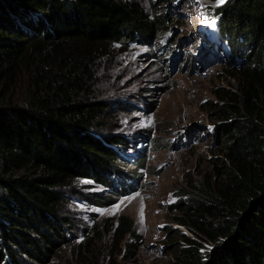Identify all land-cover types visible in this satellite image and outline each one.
I'll return each mask as SVG.
<instances>
[{
	"label": "trees",
	"instance_id": "obj_1",
	"mask_svg": "<svg viewBox=\"0 0 264 264\" xmlns=\"http://www.w3.org/2000/svg\"><path fill=\"white\" fill-rule=\"evenodd\" d=\"M214 15L243 63L219 108L218 181L175 206L192 237L169 228L182 246L168 264H264V0H228ZM167 22L136 0H0V264H48L68 244L60 189L78 178L126 191L113 149L129 140L96 134L104 108L83 97L85 79L102 47L150 42Z\"/></svg>",
	"mask_w": 264,
	"mask_h": 264
},
{
	"label": "rangeland",
	"instance_id": "obj_2",
	"mask_svg": "<svg viewBox=\"0 0 264 264\" xmlns=\"http://www.w3.org/2000/svg\"><path fill=\"white\" fill-rule=\"evenodd\" d=\"M136 1L148 17L165 14L168 28L150 42L102 47L83 94L104 108L96 134L129 140L123 151L104 144L121 158L117 170L129 177L117 179L126 191L115 193L91 176L60 189V216L71 237L48 264H168L182 246L169 228L192 237L175 223L183 215L175 206L218 181L224 142L217 132L219 108L237 87L229 69L243 63L238 47L215 28V9L228 0H153L155 8L151 0ZM214 31L217 38L200 48ZM25 92L23 79L16 96ZM129 229L114 245L115 232Z\"/></svg>",
	"mask_w": 264,
	"mask_h": 264
},
{
	"label": "bare ground",
	"instance_id": "obj_3",
	"mask_svg": "<svg viewBox=\"0 0 264 264\" xmlns=\"http://www.w3.org/2000/svg\"><path fill=\"white\" fill-rule=\"evenodd\" d=\"M215 28L217 29V25L215 26ZM204 31V30H203ZM211 38H214V39H216L217 38V36H216V32L214 31V32H211V33H209V35L207 36V38H206V40H205V42H206V45H201V43H200V48H206L205 46H208L209 45V43L211 42L210 41V39ZM201 42V41H200Z\"/></svg>",
	"mask_w": 264,
	"mask_h": 264
},
{
	"label": "snow or ice",
	"instance_id": "obj_4",
	"mask_svg": "<svg viewBox=\"0 0 264 264\" xmlns=\"http://www.w3.org/2000/svg\"><path fill=\"white\" fill-rule=\"evenodd\" d=\"M225 2V0H218V3L219 4H222V3H224ZM119 206H117V208H118Z\"/></svg>",
	"mask_w": 264,
	"mask_h": 264
}]
</instances>
